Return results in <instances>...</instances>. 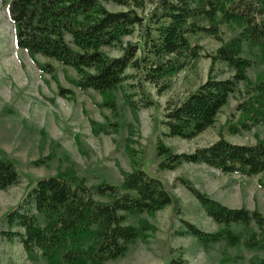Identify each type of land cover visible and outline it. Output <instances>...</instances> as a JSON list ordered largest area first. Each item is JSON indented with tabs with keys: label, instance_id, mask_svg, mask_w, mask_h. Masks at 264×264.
Here are the masks:
<instances>
[{
	"label": "trees",
	"instance_id": "1",
	"mask_svg": "<svg viewBox=\"0 0 264 264\" xmlns=\"http://www.w3.org/2000/svg\"><path fill=\"white\" fill-rule=\"evenodd\" d=\"M7 5L18 47L33 59L37 54L72 68L77 77L72 83L81 90L93 89L104 97V104L115 108L111 95L126 80L128 68L137 70L158 93L190 60L197 59L201 45L189 42V33L211 34L221 43L208 54L211 66L224 63L232 74L219 77L211 72L193 91L180 99H169L163 123L169 136L192 139L212 126L230 96L238 90L237 119L229 124L238 133L264 123V73L252 79L249 70L264 64V0H1ZM105 2L124 6L109 9ZM147 18H146V15ZM204 20V22H201ZM238 29L223 39L221 25ZM136 27L142 28L143 45L124 40ZM118 47L113 55L109 48ZM141 53V55L139 54ZM37 62V61H36ZM49 73L54 66L39 63ZM68 89L60 88L64 93ZM137 110L138 102L125 95ZM151 101L146 99L143 106ZM157 154L159 166L176 168L183 162L204 163L223 172L254 175L264 171V137L254 144H240L220 136L216 141L191 152H174L161 138ZM121 186L99 183L90 187L74 174L44 177L28 192L24 201L5 216L8 230L1 234L9 240L19 237L32 258L43 257L48 264H102L123 255L129 245L145 239L154 224L130 216H154L172 203V197L159 178L136 168L125 172ZM19 181L15 164L0 157V188ZM206 214L219 225L206 231L185 219L182 230L208 249L225 241L244 242L252 250L264 249V213L258 208L230 207L183 179ZM264 189V181L260 182ZM235 226H240L236 229ZM22 227L23 231L14 229ZM168 264H189L183 254ZM251 264H264V260Z\"/></svg>",
	"mask_w": 264,
	"mask_h": 264
},
{
	"label": "rangeland",
	"instance_id": "2",
	"mask_svg": "<svg viewBox=\"0 0 264 264\" xmlns=\"http://www.w3.org/2000/svg\"><path fill=\"white\" fill-rule=\"evenodd\" d=\"M105 4L111 10L124 8L113 2ZM237 31L234 26L221 25L225 40ZM188 38L191 44L201 45L199 57L173 76L170 88L158 93L137 70L128 68L129 77L111 92L115 100L112 109L104 104L102 94L90 88L81 90L72 83L71 79L77 77L72 68L40 54L33 59L18 47L7 5L0 0V157L13 161L19 173L16 184L0 188V264H48L39 255L35 259L30 257L19 237L9 240L1 234L9 229L6 214L20 206L39 179L67 173L90 187L99 183L121 186L123 174L136 168L159 178L172 203L154 216L145 213L130 216L129 222L137 224L146 219L156 229L148 231L145 239L130 244L123 255L102 264H168L179 254L189 264H251L253 260L256 263L264 260V249H249L244 242L232 246L220 241L204 249L194 236L180 233L182 219L206 231L220 227L206 214L183 179L230 207L258 208L264 213V189L260 185L264 171L243 175L192 162H183L173 169L159 166L162 160L157 154L159 138L174 152H191L220 136L240 144H254L264 137V123L238 133L229 129L238 116L236 105L241 99L240 91L245 89L243 83L222 107L216 122L196 137L184 139L164 134L168 131L163 123L167 100L186 96L210 72L219 77L232 74L224 63L211 66L208 54L217 49L219 40L204 32L189 33ZM124 40L137 41L142 46V28L136 27ZM109 51L113 55L121 53L118 47ZM39 63H50L53 72L42 70ZM259 73H264V64H256L249 70L252 79ZM60 88L69 91L62 93ZM126 94L140 108L133 110L125 101ZM146 99L151 102L143 106ZM14 229L23 231L22 227Z\"/></svg>",
	"mask_w": 264,
	"mask_h": 264
}]
</instances>
